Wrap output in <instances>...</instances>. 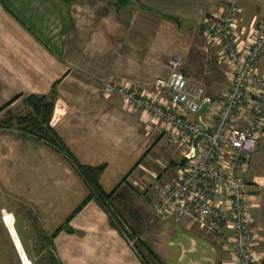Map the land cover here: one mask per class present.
I'll use <instances>...</instances> for the list:
<instances>
[{"label": "crops", "instance_id": "obj_1", "mask_svg": "<svg viewBox=\"0 0 264 264\" xmlns=\"http://www.w3.org/2000/svg\"><path fill=\"white\" fill-rule=\"evenodd\" d=\"M229 1L0 0V196L28 206L48 236L67 221L71 230L51 239L59 264L142 262L107 212L88 200L89 187L66 157L14 124L32 113L24 100L49 97L56 84L50 126L73 159L85 168H101L97 181L108 194L116 196L132 184L142 195L156 197L155 184L174 180L181 151L174 145L168 151L173 169H155L148 154L166 137L148 130L140 112L117 96L105 95L104 85L117 81L149 90L156 78L168 76V60L176 54L189 85L203 87L214 100L223 98L230 85L226 63L212 51L207 59L220 74L210 69L199 76L189 60L195 45L204 42L198 23ZM239 6L242 32L250 35L264 17V0H239ZM257 70L264 75V55ZM244 177L258 237L254 252L264 264V132ZM140 214L134 237L156 257L150 264L234 261L219 238L188 222L155 217L152 205L141 207Z\"/></svg>", "mask_w": 264, "mask_h": 264}, {"label": "built area", "instance_id": "obj_2", "mask_svg": "<svg viewBox=\"0 0 264 264\" xmlns=\"http://www.w3.org/2000/svg\"><path fill=\"white\" fill-rule=\"evenodd\" d=\"M243 16L239 0H231L198 23L206 49L228 67L230 85L223 98L214 100L203 87L189 85L179 55L169 58L168 76L156 78L149 90L109 81L103 92L140 112L148 130L181 150L174 180L154 185L153 215L186 221L219 238L233 255L232 264H258L244 171L264 132V75L257 70L264 55V17L249 35L242 32Z\"/></svg>", "mask_w": 264, "mask_h": 264}, {"label": "rangeland", "instance_id": "obj_3", "mask_svg": "<svg viewBox=\"0 0 264 264\" xmlns=\"http://www.w3.org/2000/svg\"><path fill=\"white\" fill-rule=\"evenodd\" d=\"M205 43V40L204 42L201 40L200 45L196 44V48L192 50V60H189L191 64L193 61L195 62V64H192V70L195 75L199 76L202 74L203 76H208L210 69V71H215L212 72V75H219L220 72L217 71L219 69L215 70V66L210 65L213 63H210V60L207 59L208 54H211L213 50L206 49L207 45ZM197 46L201 48L198 49ZM172 147V145L167 144L164 138L155 144L153 151L151 150L148 154V159L152 160L155 169H160V172H162L163 166L164 168L170 166L171 157L168 155V151L172 150ZM175 148L180 153L181 150L177 147ZM169 168L173 169L172 167ZM151 170L154 169L151 168ZM138 189V186L127 184L107 204V208L112 215L110 217L111 222L132 245H136L137 240L134 236L142 225V221L139 218L141 217V207L143 208L145 205L150 206L156 200L155 196L151 195V198H149L144 196V194L142 195V192ZM2 210L13 215L15 230L24 252L32 264H57L50 245L43 240L40 222L33 211L28 206L5 196H0V264H22L20 254L16 250L14 242L5 226L6 223L2 218Z\"/></svg>", "mask_w": 264, "mask_h": 264}, {"label": "trees", "instance_id": "obj_4", "mask_svg": "<svg viewBox=\"0 0 264 264\" xmlns=\"http://www.w3.org/2000/svg\"><path fill=\"white\" fill-rule=\"evenodd\" d=\"M122 5L126 3V0H121ZM56 96V84L52 85L49 93V97L45 95H30L24 101L25 104L30 106L32 113L26 116L18 117L14 119V124L20 126L25 132L36 136L37 138L45 141L59 152H61L66 159L73 165L77 172L84 179L85 183L89 187L90 195L88 200L95 199L99 205L107 212L109 218L112 216L107 208L108 201L113 197V192L108 194L99 185L97 181V175L101 168L90 169L79 165L71 156V154L65 149L57 135L54 133L50 126L51 115L53 112L54 98ZM111 221V220H110ZM111 224L115 226L112 222ZM116 227V226H115ZM62 230H71L67 221L62 224L52 235ZM52 236H48L43 233V240L50 245L52 249L51 239ZM136 250L142 264H150L151 261L158 262L152 252L147 249L143 243L137 240L136 245H133ZM54 256V255H53ZM57 264L58 260L55 258ZM159 264V263H158Z\"/></svg>", "mask_w": 264, "mask_h": 264}, {"label": "bare ground", "instance_id": "obj_5", "mask_svg": "<svg viewBox=\"0 0 264 264\" xmlns=\"http://www.w3.org/2000/svg\"><path fill=\"white\" fill-rule=\"evenodd\" d=\"M3 215H4V221H5L6 225H7V227L10 229V231L12 233V236L15 239L16 244L18 245L19 252H20V254L23 257L22 264H32L30 262V260L27 258V256H26V254L24 252V249L22 247V244H21L20 240L18 242L17 239H16L15 233L17 234V232H16L15 227H14V217H13V215L10 214V213H7V212H5ZM18 239H19V237H18ZM23 253L25 254V257L23 255Z\"/></svg>", "mask_w": 264, "mask_h": 264}, {"label": "water", "instance_id": "obj_6", "mask_svg": "<svg viewBox=\"0 0 264 264\" xmlns=\"http://www.w3.org/2000/svg\"><path fill=\"white\" fill-rule=\"evenodd\" d=\"M207 105L206 104H203L202 106H201V108H200V110L198 111V113H197V116H199L203 111H204V109H205V107H206ZM5 226H6V228H7V230H8V232H9V234H10V236H11V238H12V240H13V242H14V245H15V248H16V250L18 251V253L20 254V252H19V248H18V245L16 244V242H15V239L13 238V236H12V233H11V231H10V229L7 227V225L5 224ZM15 231V230H14ZM15 236H16V239H17V241L19 242V239H18V236H17V234L15 233ZM23 255H24V257H25V254L23 253ZM20 257H21V260L23 261V257H22V255L20 254Z\"/></svg>", "mask_w": 264, "mask_h": 264}]
</instances>
